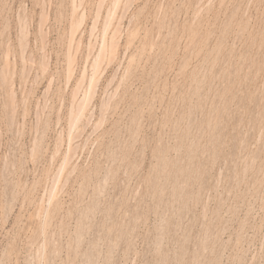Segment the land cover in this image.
<instances>
[{
    "label": "rangeland",
    "instance_id": "1",
    "mask_svg": "<svg viewBox=\"0 0 264 264\" xmlns=\"http://www.w3.org/2000/svg\"><path fill=\"white\" fill-rule=\"evenodd\" d=\"M0 264H264V0H0Z\"/></svg>",
    "mask_w": 264,
    "mask_h": 264
},
{
    "label": "bare ground",
    "instance_id": "2",
    "mask_svg": "<svg viewBox=\"0 0 264 264\" xmlns=\"http://www.w3.org/2000/svg\"><path fill=\"white\" fill-rule=\"evenodd\" d=\"M78 112V111H77ZM81 113H82V111H81ZM76 115V114H75ZM80 116H81V114H80Z\"/></svg>",
    "mask_w": 264,
    "mask_h": 264
}]
</instances>
